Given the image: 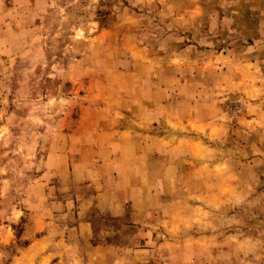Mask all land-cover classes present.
<instances>
[{
    "label": "rangeland",
    "instance_id": "374dc122",
    "mask_svg": "<svg viewBox=\"0 0 264 264\" xmlns=\"http://www.w3.org/2000/svg\"><path fill=\"white\" fill-rule=\"evenodd\" d=\"M0 264H264V0H0Z\"/></svg>",
    "mask_w": 264,
    "mask_h": 264
}]
</instances>
